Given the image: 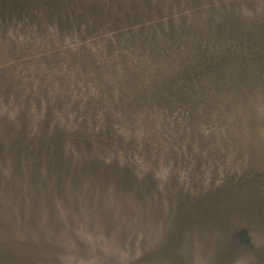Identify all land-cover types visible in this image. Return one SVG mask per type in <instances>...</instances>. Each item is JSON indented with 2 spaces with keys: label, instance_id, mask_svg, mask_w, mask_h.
Here are the masks:
<instances>
[{
  "label": "trees",
  "instance_id": "obj_1",
  "mask_svg": "<svg viewBox=\"0 0 264 264\" xmlns=\"http://www.w3.org/2000/svg\"><path fill=\"white\" fill-rule=\"evenodd\" d=\"M255 3L210 34L107 30L101 5L75 15L101 34L74 35L69 6L48 1L56 30L0 22V264H86L87 236L123 242L132 221L175 245L178 264H264V157L243 144L264 139Z\"/></svg>",
  "mask_w": 264,
  "mask_h": 264
},
{
  "label": "rangeland",
  "instance_id": "obj_2",
  "mask_svg": "<svg viewBox=\"0 0 264 264\" xmlns=\"http://www.w3.org/2000/svg\"><path fill=\"white\" fill-rule=\"evenodd\" d=\"M45 1L52 4H65V7L69 6V12L64 17L66 18L65 22H67L65 23L66 26L70 27V34H81L84 37L90 36L91 38L99 36L103 29L99 28L100 26L98 25H93L92 21L89 20V23L88 19L85 21L83 18H76L75 15L100 17L102 13L96 11L98 9L95 10V8L101 5H108L111 10L103 11V13H110V16L115 18L110 19V23H106L107 30L125 32L126 27L135 26L130 29L131 33L137 31L147 32V30L171 33L174 29L175 31L194 29L204 31L205 34H210L215 30L223 31L228 26L240 27L242 16L247 15L246 13L249 12L248 3L250 2V0H0V22L6 23L9 26L34 24L44 30H56L54 27L58 25L60 17L49 14L46 15V20L48 21L41 19L45 12L41 11L39 7ZM255 1H257L255 3L257 5L264 4V0ZM81 7L83 11H79ZM51 8L56 10L54 13L62 12L60 7L55 6ZM171 16L175 17V19H169ZM93 26H97L98 28L93 29ZM260 139L263 138L256 133L245 140L243 144H260L261 148L259 151L261 153L259 158H263L264 144L258 142ZM258 202L260 204L253 208H259V211H264V196H261ZM255 220L258 225L257 227L260 229V234L257 232L254 238L257 243L264 242V220L262 218ZM126 225L128 227L124 231L129 234V237L126 236L123 242H119L118 238L106 237L103 234L92 233L90 236H87V241L92 242L91 247L86 248L89 250V254L94 252L92 249L101 248L102 251L94 253L92 256L90 254L87 256V260H83L82 263L161 264V259L168 261L169 264L179 263L178 261H174L176 260L174 255L173 261L167 255L168 248L174 249L173 247L175 246L168 244V239L166 241V238L159 237L152 230L145 231V228L139 225L138 221H132ZM123 226L126 227L125 223ZM210 240L208 241V245L209 243L217 244L219 242L216 241L215 237ZM196 241L198 242V238H196ZM93 242L98 244L95 245ZM158 244L162 249H155L154 254L147 253L149 248H153ZM124 245L129 246L125 248ZM109 250L121 252V257H118L117 260L116 258L107 257ZM196 255L197 252L194 251L192 253V260L195 259ZM76 257L78 256L75 254L67 256L64 259L65 264H72ZM204 258L207 259L209 257L206 255Z\"/></svg>",
  "mask_w": 264,
  "mask_h": 264
}]
</instances>
